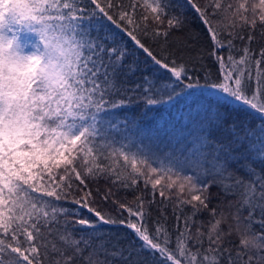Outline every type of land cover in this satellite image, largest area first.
Returning a JSON list of instances; mask_svg holds the SVG:
<instances>
[{
  "label": "snow or ice",
  "instance_id": "snow-or-ice-1",
  "mask_svg": "<svg viewBox=\"0 0 264 264\" xmlns=\"http://www.w3.org/2000/svg\"><path fill=\"white\" fill-rule=\"evenodd\" d=\"M185 8L207 53L176 35ZM191 90L215 97L191 145L145 143L127 113ZM229 104L257 127L230 121ZM120 227L134 239H113ZM144 253L264 264V0H0V264H143Z\"/></svg>",
  "mask_w": 264,
  "mask_h": 264
},
{
  "label": "trees",
  "instance_id": "trees-1",
  "mask_svg": "<svg viewBox=\"0 0 264 264\" xmlns=\"http://www.w3.org/2000/svg\"><path fill=\"white\" fill-rule=\"evenodd\" d=\"M174 2H176V0H174ZM178 2L183 3V0H178ZM196 2L203 5L205 0H196ZM183 15L185 20L184 28L182 32L176 35L189 42L192 52L203 51L207 53L211 48V40L198 15L187 8L183 10ZM28 39L29 37L25 36V40ZM142 39L154 50H158L151 40L146 38ZM255 46L259 47V44ZM133 47L134 45L129 44L130 49ZM137 56V63L143 68L145 57L140 54H137ZM205 59L207 62L206 66L215 74L216 69L213 62L207 56H205ZM191 92L192 94L185 93L169 103L159 105L147 114L142 113L139 109L131 111L127 113V118L136 121L139 130L143 133L145 143L150 142L154 148L163 151L170 146H175L177 142L190 146L194 134L200 130L199 122L204 118V110L208 106L209 101H213V107L215 106L214 96L209 95L207 92L201 94L200 90H191ZM238 109V105L229 104L226 108L222 109V111L229 112L230 121H234L238 127L256 128L259 123L258 117L247 115L244 112L238 111ZM204 130L216 140H224L226 137L225 129L207 127ZM89 186L95 187L94 185ZM101 186L103 187V182H101ZM210 191L214 192L215 189H210ZM118 198L121 199L122 202H128L133 199L131 193L123 192L118 194ZM157 199L159 200V197ZM97 207L101 212L119 216L115 206L111 203H99ZM85 214L88 215L86 211ZM124 215L126 216L127 213H124ZM167 216L166 227L170 232H173V225L175 223L174 218L170 211L167 213ZM158 218H160L159 212L154 207L152 209V217L148 221L150 231L153 229L154 222ZM110 235L113 239H118L121 244H127L134 239L130 231L123 227L110 228ZM141 259L143 264H162L158 256H150L148 253H144Z\"/></svg>",
  "mask_w": 264,
  "mask_h": 264
}]
</instances>
